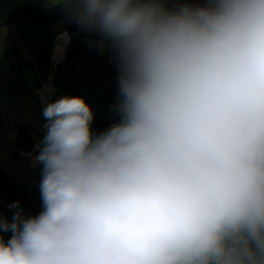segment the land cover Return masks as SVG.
<instances>
[{"label":"clouds","instance_id":"9594fccd","mask_svg":"<svg viewBox=\"0 0 264 264\" xmlns=\"http://www.w3.org/2000/svg\"><path fill=\"white\" fill-rule=\"evenodd\" d=\"M43 2L115 53L121 118L46 104L42 211L0 210V264H264V0Z\"/></svg>","mask_w":264,"mask_h":264},{"label":"crops","instance_id":"0c3cea01","mask_svg":"<svg viewBox=\"0 0 264 264\" xmlns=\"http://www.w3.org/2000/svg\"><path fill=\"white\" fill-rule=\"evenodd\" d=\"M180 2L166 0L165 6L175 9ZM186 2L197 6L204 0ZM70 26L74 27L73 36L68 32ZM63 32L69 34L70 40L61 50H55L57 59L63 57L54 65V49ZM72 38L83 41L86 49L68 54ZM100 39L98 34L82 32L68 19L52 26L16 21L0 28V173L15 184L18 196L10 203L19 201L25 216L42 211V165H34V159L46 133V120L35 93L51 80V73L56 87L53 101L62 96L83 97L90 105L94 113L93 135L120 121V114L114 110L120 99L115 53L107 46L101 51L97 44ZM103 123L110 127L100 129ZM16 125L27 126L37 139L31 153L15 149Z\"/></svg>","mask_w":264,"mask_h":264},{"label":"trees","instance_id":"16d2710c","mask_svg":"<svg viewBox=\"0 0 264 264\" xmlns=\"http://www.w3.org/2000/svg\"><path fill=\"white\" fill-rule=\"evenodd\" d=\"M67 16L62 7H53L45 4L43 0H0V28L16 21H25L45 26H52L67 20ZM68 32L71 36L74 33V27L70 26ZM76 46V48H72ZM86 49L83 41L72 38L70 49L71 52H81ZM110 127L109 123L101 124V128ZM16 157V154H14ZM18 196V191L13 182H11L4 173H0V210L4 217L12 215L13 210H9L10 201ZM11 234L4 233L7 240Z\"/></svg>","mask_w":264,"mask_h":264},{"label":"water","instance_id":"95a60500","mask_svg":"<svg viewBox=\"0 0 264 264\" xmlns=\"http://www.w3.org/2000/svg\"><path fill=\"white\" fill-rule=\"evenodd\" d=\"M15 129L17 131L15 149L23 153H31L37 144V139L25 125H16Z\"/></svg>","mask_w":264,"mask_h":264},{"label":"built area","instance_id":"2783aa9c","mask_svg":"<svg viewBox=\"0 0 264 264\" xmlns=\"http://www.w3.org/2000/svg\"><path fill=\"white\" fill-rule=\"evenodd\" d=\"M57 46H58V44H57ZM57 46L54 49V55H53L54 65L57 64L59 62V60L63 57L62 56L59 59H57L55 57V55H56L55 50L57 49ZM111 61H113V59H111ZM53 75H54V73H51V76H53ZM53 83L54 82H52L51 80L47 81L45 84L42 85L41 89H39L35 93V96H36L38 102L40 103V106L42 109L46 106L47 103L53 102L54 94L56 91V87Z\"/></svg>","mask_w":264,"mask_h":264},{"label":"bare ground","instance_id":"6f19581e","mask_svg":"<svg viewBox=\"0 0 264 264\" xmlns=\"http://www.w3.org/2000/svg\"><path fill=\"white\" fill-rule=\"evenodd\" d=\"M64 46H65V42H64V40L59 39V43H58L57 48H58L59 50H61Z\"/></svg>","mask_w":264,"mask_h":264},{"label":"rangeland","instance_id":"374dc122","mask_svg":"<svg viewBox=\"0 0 264 264\" xmlns=\"http://www.w3.org/2000/svg\"><path fill=\"white\" fill-rule=\"evenodd\" d=\"M56 50H57V49H56ZM50 79H51V81H52V80L54 79V78H53V76H51V78H50ZM52 82H53V81H52ZM53 84H54V83H53Z\"/></svg>","mask_w":264,"mask_h":264}]
</instances>
